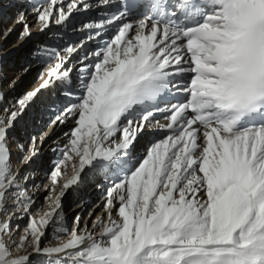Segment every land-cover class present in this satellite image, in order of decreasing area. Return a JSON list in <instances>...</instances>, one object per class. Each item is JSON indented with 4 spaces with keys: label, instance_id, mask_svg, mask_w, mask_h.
Segmentation results:
<instances>
[{
    "label": "snow or ice",
    "instance_id": "obj_1",
    "mask_svg": "<svg viewBox=\"0 0 264 264\" xmlns=\"http://www.w3.org/2000/svg\"><path fill=\"white\" fill-rule=\"evenodd\" d=\"M96 6L106 13L79 26L70 21L92 8L86 0L33 7L40 33L54 20L71 35L34 47L42 83L15 102L18 110L5 107L0 116V264H33L34 256L48 257L47 264H264V0ZM16 23L22 38L32 36L24 12ZM50 88L69 103L55 109L49 125L74 124L67 143L52 149L59 157L46 173L49 183L36 185L34 174L13 171L7 134ZM145 131L163 135L133 163ZM36 145L35 136L17 145L23 164L39 154ZM69 168L73 175L61 183ZM86 172L111 177L104 215L90 227L77 216L69 230L63 197ZM29 180L47 193L48 209L35 216ZM14 219L25 220L18 243ZM49 231L69 239L42 247ZM5 235L26 255L12 256Z\"/></svg>",
    "mask_w": 264,
    "mask_h": 264
},
{
    "label": "bare ground",
    "instance_id": "obj_2",
    "mask_svg": "<svg viewBox=\"0 0 264 264\" xmlns=\"http://www.w3.org/2000/svg\"><path fill=\"white\" fill-rule=\"evenodd\" d=\"M86 2L92 4V8L89 11L81 10L77 13H75L71 19V21H81L82 17L85 16L90 21L96 20L100 16L104 15V11L99 9L96 6V0H86ZM46 1L41 2L40 5L46 4ZM81 14H84L83 16ZM18 18V12L15 13V11L9 12L8 15L5 17V19L0 24V92H2L5 96L4 101H0V116H5V113L3 109L5 107L9 108L10 110H18V106H15V102L18 99H21L24 97V95L36 87L39 86L40 83H42V80L38 79V71L41 69L42 66L39 64H34L29 62V66H32L30 71H28L26 74L22 76L21 69L24 68V64L19 63L18 54L24 51H27V49L31 46L30 38H26L24 41H22L24 38L20 36V33L23 31V25L17 24L16 19ZM25 19L29 25L30 28L39 27L40 25L36 23L35 16L33 14V8L26 10L25 12ZM89 22V21H87ZM80 23L78 22V26ZM51 27H57L54 20L52 22ZM50 27V28H51ZM9 29H13L11 32H9ZM113 30V29H112ZM71 32V31H70ZM59 33V32H57ZM114 31L109 33V36L113 35ZM17 38V39H16ZM108 37H105L107 39ZM7 42V43H6ZM3 43H6V48L2 49ZM100 43V41H97L96 43H90L88 46L95 48L96 45ZM87 46V47H88ZM16 60V62L13 64L11 68L8 67V63L10 60ZM31 63V64H30ZM28 66V64H27ZM25 66V67H27ZM19 79V80H17ZM17 80V81H16ZM13 87L10 88V86ZM5 103V104H4ZM15 106V107H14ZM157 120H159L160 124H165L162 116H157ZM74 122L72 120H69L67 123L63 125H56L55 127L48 126L47 129H42L36 126L34 128V131L32 133H27V137L30 135V138L35 136L37 138V145L36 147L39 148V143L41 138H44L45 134L48 133L49 130H51L50 136L45 138L43 143L45 145L50 144L52 148L54 147H62L64 144L67 143V138L64 136V133L69 132L71 128L73 127ZM149 131H145L142 136H145L146 138H150V141L161 138L162 133L159 132H152L147 135L146 134ZM150 141L145 145V151L140 153V158L138 162L143 158V156L146 154L147 147L150 143ZM8 148L10 151L15 149V147L18 145L17 143L9 144L7 142ZM27 146V145H26ZM49 152V150H48ZM21 153L20 152H13L11 163H12V169L14 170V166H17V158L19 157ZM53 157L56 158V160L59 157V154L55 155L53 154ZM55 160V161H56ZM137 162V163H138ZM52 166V165H51ZM51 166H46V173L51 168ZM73 175V171L71 168H69V171L67 172L66 176L64 177V180L61 181V183L65 182L67 179L71 178ZM46 175H44L39 181H36V185H40L42 183L47 184L49 181L45 178ZM74 186L72 187V189ZM60 191V188L57 187L56 192L58 193ZM67 192V191H66ZM65 192V194H66ZM28 193L32 197V199L35 201L34 205L32 206V215H37V209H39V213H43L48 209V204L45 202L44 197L47 195L43 189L40 191H36L35 188L31 186L28 187ZM55 195V193H54ZM65 196V195H64ZM64 198V197H63ZM105 196L99 195L98 199L95 200L92 204L87 205L86 207H82L76 212H74L72 215L67 214V209L70 208L71 205L68 206V208L63 205V211L66 216V222L68 225L69 230L74 226L75 217L74 215L80 214V226L83 227L85 223L89 225V227L92 224V221L98 216V215H104L103 213V203H104ZM100 200V201H99ZM98 201V202H97ZM9 203H11L9 201ZM63 204H65V200L62 201ZM74 202L73 204H75ZM72 204V205H73ZM67 206V205H66ZM12 211H17L16 209H11ZM113 216H115V212H113ZM0 218H3L2 215H0ZM119 219V217H116ZM19 223L20 229H16V224ZM13 226V233L11 236V239H14L17 243L19 242V232L22 231V229L25 226V220H13L12 221ZM5 238V239H4ZM4 241L7 243L8 247L10 249H13L12 256L19 257L26 255V252L23 250H16L15 245L11 243L9 235H5L3 237ZM69 239L68 235H63L60 237V239H56L52 232L49 231L46 233L45 238L42 241V247L43 246H49V245H56L60 243L61 241H66ZM28 252H31V249L29 248L27 250ZM39 258L37 256L33 257V264H38ZM48 259H44L42 264H47Z\"/></svg>",
    "mask_w": 264,
    "mask_h": 264
},
{
    "label": "rangeland",
    "instance_id": "obj_3",
    "mask_svg": "<svg viewBox=\"0 0 264 264\" xmlns=\"http://www.w3.org/2000/svg\"><path fill=\"white\" fill-rule=\"evenodd\" d=\"M16 39H17V38H16ZM6 43H7V42H6ZM6 43H3L2 49H5V48H6V45H5ZM66 193H67V192H66ZM65 197H66V195L64 196L63 199H64L65 202H66V198H65ZM66 204H67V203L63 204V205L65 206V208H66ZM4 239H5V238H4Z\"/></svg>",
    "mask_w": 264,
    "mask_h": 264
}]
</instances>
